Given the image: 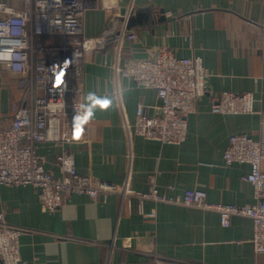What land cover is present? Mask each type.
<instances>
[{
  "label": "crops",
  "instance_id": "obj_1",
  "mask_svg": "<svg viewBox=\"0 0 264 264\" xmlns=\"http://www.w3.org/2000/svg\"><path fill=\"white\" fill-rule=\"evenodd\" d=\"M130 5L123 2L112 13L92 5L86 13L88 36L102 34L113 22L111 15L122 24L104 45L86 51L85 139L69 146L78 171L96 182L127 183L138 192L153 182L168 195L202 188L209 202L254 203V186L244 178L250 164L228 163L224 153L233 133L264 137V0H135ZM139 13L145 15L129 26ZM129 30L136 32L135 39L128 37ZM163 46L177 57L201 56L210 70L208 91L188 115L181 143L133 132L139 104L155 115L161 101L155 88L115 75L117 65ZM225 90L252 92L255 111L213 112V96ZM22 93L18 75L0 65V126ZM59 151L48 142L39 146L47 155V170L57 175ZM143 207L155 216L140 212L138 197L130 202L110 192L105 200L75 194L48 211L36 186H0V212L10 224L25 228L19 243L28 264H264L249 216L233 215L223 226L214 210L152 199Z\"/></svg>",
  "mask_w": 264,
  "mask_h": 264
},
{
  "label": "built area",
  "instance_id": "obj_2",
  "mask_svg": "<svg viewBox=\"0 0 264 264\" xmlns=\"http://www.w3.org/2000/svg\"><path fill=\"white\" fill-rule=\"evenodd\" d=\"M134 1L0 0V65L17 74L23 88L22 96L13 102L9 120L0 126V186H36L41 206L48 211H55L75 194L105 200L110 192H120L130 202L138 197L140 212L150 216L155 213L144 211L147 199L217 211L223 226L231 224L233 215L249 216L253 220L256 250L264 251V137L233 133L224 153L228 163L250 164L244 178L254 186L252 204L209 202L208 193L202 188L189 189L179 196L168 195L153 182L147 191L138 192L127 183L120 186L96 182L78 171L69 146L85 139L86 51L104 45L122 24L120 19L115 23L111 15L113 22L102 34L88 36L86 13L92 5L112 13L123 2L132 5ZM127 35L130 39L137 36L131 30ZM116 74L155 88L161 101L155 115L148 114L143 102L139 104L133 124L135 134L165 143H181L186 139L187 117L208 91L210 70L201 56L177 57L171 48L163 46L151 50L147 57L117 65ZM255 100L252 92L225 90L213 96L212 111L250 113L255 111ZM262 124L264 127V116ZM45 142L60 147L56 155L60 175L46 168L47 155L39 152V146ZM24 229L10 224L5 213L0 212V257L4 264H28L20 254L19 239ZM156 259L160 260V256Z\"/></svg>",
  "mask_w": 264,
  "mask_h": 264
},
{
  "label": "water",
  "instance_id": "obj_3",
  "mask_svg": "<svg viewBox=\"0 0 264 264\" xmlns=\"http://www.w3.org/2000/svg\"><path fill=\"white\" fill-rule=\"evenodd\" d=\"M144 15L139 13V15L136 14V16L131 17V20L129 22V26H131L132 24H134L136 21H138L140 19V17H142ZM160 19H165V15H162V17Z\"/></svg>",
  "mask_w": 264,
  "mask_h": 264
}]
</instances>
